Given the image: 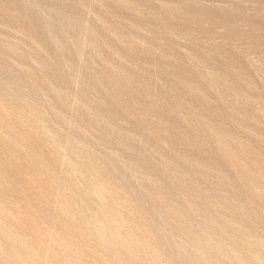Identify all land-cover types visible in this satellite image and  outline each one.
I'll return each instance as SVG.
<instances>
[{
  "label": "rangeland",
  "instance_id": "obj_1",
  "mask_svg": "<svg viewBox=\"0 0 264 264\" xmlns=\"http://www.w3.org/2000/svg\"><path fill=\"white\" fill-rule=\"evenodd\" d=\"M0 264H264V0H0Z\"/></svg>",
  "mask_w": 264,
  "mask_h": 264
},
{
  "label": "bare ground",
  "instance_id": "obj_2",
  "mask_svg": "<svg viewBox=\"0 0 264 264\" xmlns=\"http://www.w3.org/2000/svg\"><path fill=\"white\" fill-rule=\"evenodd\" d=\"M80 56V55H79ZM81 57V56H80ZM79 61H81V60H79ZM77 76V75H76ZM4 77H6V76H4ZM23 79V78H22ZM25 79H27V78H25ZM21 88V87H20ZM13 91V90H12ZM55 92V91H54ZM4 104V103H3ZM50 112V111H49ZM64 120V119H63ZM69 122V121H68ZM67 122V123H68ZM7 146V145H6ZM65 147V146H64ZM81 147V146H80ZM9 149V148H8ZM59 150V149H58ZM62 163V162H61ZM96 183V182H95ZM167 187V186H166ZM102 192V191H101ZM107 193V192H106ZM53 198V197H52ZM63 216V215H62ZM74 223V222H73ZM72 225V224H71ZM98 226V225H97ZM66 229V228H65ZM97 233V232H96ZM98 234V233H97ZM98 236V235H97ZM99 238V237H98ZM105 243V242H104ZM140 245V244H139ZM141 246V245H140ZM65 251H66V249H65ZM67 254V253H66ZM16 255V254H15ZM44 259H45V257H44ZM69 263V262H68Z\"/></svg>",
  "mask_w": 264,
  "mask_h": 264
}]
</instances>
